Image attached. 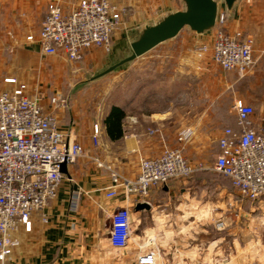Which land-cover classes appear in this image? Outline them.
<instances>
[{
  "label": "crops",
  "instance_id": "crops-1",
  "mask_svg": "<svg viewBox=\"0 0 264 264\" xmlns=\"http://www.w3.org/2000/svg\"><path fill=\"white\" fill-rule=\"evenodd\" d=\"M55 1L0 0V88L6 86L4 78L9 76L38 84L48 95L51 79L55 84L52 89L59 87L64 58L42 54L38 43L41 23ZM76 1L67 0L65 7ZM112 1L129 11L126 27L115 34L113 43L122 39L131 25L154 18L163 8H181L180 0ZM229 25L254 38L256 63L246 77L234 71L227 74L228 85L236 93L231 99V113L226 119L220 116L218 124L207 131L194 132L187 148L193 147L199 154L210 148L217 156L218 141L227 127L241 133L243 127L234 107L240 101L255 109L250 127L264 132V0H241ZM213 34L214 31L196 37L182 31L170 41L183 47V66H196L194 47L212 41ZM95 51L86 54V62L95 60ZM51 64L54 65L48 66ZM242 84L249 92L254 91L253 95L240 94ZM78 98L72 97L65 108L51 107L49 99L43 106L54 111L60 128L70 141L83 146L85 155L68 166V175L56 198L32 216L30 226L18 229L20 245L0 264H138L140 252L131 246L114 248L108 239L110 216L126 206L131 208L133 222L137 220L141 227L132 239L141 242L146 232L158 236L157 248L165 255V264H264V198L244 199L231 180L217 174L214 167L200 164L188 178L153 187L147 201L135 196L127 198L122 190L116 198L107 197L108 188L118 182L116 173L137 177L141 159L161 155L174 144V138L157 125L158 113L153 106L146 111L140 108L149 99L140 100L139 92L130 87L124 90L119 103L108 106L103 116L93 115L88 107L79 104ZM113 105L126 114L122 120L123 136L116 139L105 124ZM95 124L101 128L98 145L93 142ZM150 129L160 132L151 134ZM74 195L78 196L76 205ZM142 201L149 202L151 209L136 210V203ZM208 227L214 228L216 237L206 239Z\"/></svg>",
  "mask_w": 264,
  "mask_h": 264
},
{
  "label": "built area",
  "instance_id": "built-area-1",
  "mask_svg": "<svg viewBox=\"0 0 264 264\" xmlns=\"http://www.w3.org/2000/svg\"><path fill=\"white\" fill-rule=\"evenodd\" d=\"M67 0H56L41 23L38 43L42 54L61 55L69 62L82 61L93 49L108 52L114 36L126 27V7L112 0H77L69 8ZM255 40L242 30H232L227 14L221 10L212 41L199 44L196 56L209 54L225 71L240 77L250 75L255 67ZM0 88V262L5 263L20 245L16 232L30 226L32 216L43 211L56 198L65 174L61 165L75 164L85 155L83 146L70 141L60 128L51 107L65 108L67 101L60 93L48 95L38 84L33 85L16 76L4 78ZM241 133L227 127L219 139V153L214 170L228 177L237 192L247 200L264 198V132L250 127L255 113L252 105L235 104ZM151 134L160 132L150 129ZM194 129H182L177 147H167L153 158H142L139 174L129 178L116 173L118 182L108 188L107 197L116 198L122 190L127 198L135 196L147 201L151 189L167 185L173 179L188 178L199 168L184 154V145ZM101 128L94 125L93 142L99 144ZM78 196L74 195L75 205ZM109 243L117 249L129 246L133 235L130 206L118 208L109 218ZM152 248L138 256V264H158L160 251L155 239Z\"/></svg>",
  "mask_w": 264,
  "mask_h": 264
},
{
  "label": "rangeland",
  "instance_id": "rangeland-1",
  "mask_svg": "<svg viewBox=\"0 0 264 264\" xmlns=\"http://www.w3.org/2000/svg\"><path fill=\"white\" fill-rule=\"evenodd\" d=\"M197 47H194L195 52ZM182 49L177 42L162 44L134 61L127 69L85 83L102 69L106 62L108 53L97 49L92 55L95 59L92 63L86 62V57L79 62L63 60L61 63L63 74L59 80V87L53 90L55 84L51 79L48 90L51 95L60 93L65 101L69 96L70 100L72 97H79V104L88 107L87 110L93 112L96 117L103 116L110 104L119 103L125 89L130 87L133 92L137 90L140 100L150 101L144 100L140 108L146 111L150 109V105L153 106L154 111L158 113L157 125L167 130L174 138L171 147H177L178 134L185 127H192L196 132H204L218 124L220 116L226 119L231 113L232 96L236 94L228 85L229 72L215 63L209 54L204 59L196 56L195 61L201 65L196 64L190 69L182 65L180 58ZM77 84V90L72 92L70 87ZM245 85L242 84L238 89L240 94L251 95L254 91L249 92ZM190 141L184 145V154L190 163L198 168L200 164L213 168L216 157L214 149L207 148L203 154H199L193 147L187 148ZM133 226L135 235L140 232L141 227L137 225V220L133 222ZM205 235L206 239L217 236L213 227H208ZM151 237L155 239V246L158 245V236L146 232L141 242L131 239L129 246L137 253L148 251L153 245L150 243ZM126 256L128 257L127 254ZM164 259L165 255L160 252L158 264H165Z\"/></svg>",
  "mask_w": 264,
  "mask_h": 264
},
{
  "label": "water",
  "instance_id": "water-1",
  "mask_svg": "<svg viewBox=\"0 0 264 264\" xmlns=\"http://www.w3.org/2000/svg\"><path fill=\"white\" fill-rule=\"evenodd\" d=\"M241 0H180L181 8L165 7L150 20L131 25L124 37L112 43L107 52L103 68L91 76L85 83L94 82L112 72L127 69L134 61L146 55L158 46L176 39L183 30L196 37L210 35L216 28L223 10L229 19ZM77 85L71 91L77 90ZM70 96L67 99L69 106ZM61 171L68 175L67 163L61 165ZM136 210H150L149 202H137Z\"/></svg>",
  "mask_w": 264,
  "mask_h": 264
},
{
  "label": "trees",
  "instance_id": "trees-1",
  "mask_svg": "<svg viewBox=\"0 0 264 264\" xmlns=\"http://www.w3.org/2000/svg\"><path fill=\"white\" fill-rule=\"evenodd\" d=\"M125 112L116 105L111 107V110L105 118V124L110 136L114 139L123 136L122 120L125 117Z\"/></svg>",
  "mask_w": 264,
  "mask_h": 264
}]
</instances>
